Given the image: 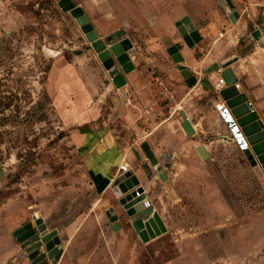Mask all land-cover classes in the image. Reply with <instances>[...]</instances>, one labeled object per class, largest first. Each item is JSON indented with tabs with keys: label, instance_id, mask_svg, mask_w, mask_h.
Wrapping results in <instances>:
<instances>
[{
	"label": "rangeland",
	"instance_id": "1",
	"mask_svg": "<svg viewBox=\"0 0 264 264\" xmlns=\"http://www.w3.org/2000/svg\"><path fill=\"white\" fill-rule=\"evenodd\" d=\"M72 1L102 38L124 32L135 69L117 88L60 0H0V264H29L14 232L36 218L60 233L58 264H264V171L227 141L214 87L188 86L168 51L190 50L199 82L233 61L263 102L264 0H232L237 23L225 0ZM186 16L203 35L194 46L173 24ZM166 23L173 38L161 35ZM107 132L164 222L160 235L153 223L154 237L136 229L112 189L115 169L109 188L95 187L87 160Z\"/></svg>",
	"mask_w": 264,
	"mask_h": 264
},
{
	"label": "water",
	"instance_id": "2",
	"mask_svg": "<svg viewBox=\"0 0 264 264\" xmlns=\"http://www.w3.org/2000/svg\"><path fill=\"white\" fill-rule=\"evenodd\" d=\"M225 1L230 8L234 10L232 0ZM59 5L64 11H70L77 19L93 49L98 52L99 58L107 68L115 86L117 88L125 86L128 83L125 74L134 70L135 65L129 54V51L132 49V43L130 40L125 39L117 41V38L124 35V32H116L110 37L104 39L100 36L82 6H76L72 0H60ZM230 13L231 18L234 21H236V18L240 17V14L235 10ZM183 23L188 25H181L179 31L186 43L189 46H194L196 42H199L202 39V37L188 18ZM257 36L260 38V32H257ZM168 51L174 62L179 64V70L188 86L194 87L198 83V76H196L188 66L183 65L185 58L180 52L178 46H173ZM232 64L233 61L221 64V68L223 69L222 76L226 79L228 84V87L221 92V96L232 107L240 109V107L244 106L245 109L243 111L241 110V114L239 113L241 115L240 123L244 127L251 144L250 148L244 150V154L253 167L260 166L264 171V124L261 121L259 113L253 109V107H250L246 94L236 88L235 83L238 81V77L236 76L235 71L231 68ZM219 68L220 64L214 63L206 72H214ZM235 112L238 115L236 110ZM183 116L187 118L185 112H183ZM183 126L189 135L196 133L194 127L188 122L183 123ZM142 147L152 164L158 165L159 160L155 156L150 145L145 143ZM158 169L160 170L161 178L166 180L168 178L166 172H164L161 167ZM2 175L3 171L0 164V177ZM140 185V178L136 172L134 170H129L116 177L112 184V189L120 199V203L125 208L126 212L131 216V220L136 229L144 232L147 230L146 228H148L151 236L154 237L155 235L152 233L149 226L150 223L154 224L157 228H155L156 233L159 235L162 231H166V227L160 215L153 207H143L142 200L144 199V196H137L136 190ZM108 215L114 222V230L121 229L122 226L118 222V215L114 208H111ZM156 221L159 226H156ZM35 222V225L33 224V221L25 223L14 232V236L17 238V241L25 247L24 252L32 264H58L64 253V246L58 229L53 228L49 230V227L43 218H36Z\"/></svg>",
	"mask_w": 264,
	"mask_h": 264
},
{
	"label": "crops",
	"instance_id": "3",
	"mask_svg": "<svg viewBox=\"0 0 264 264\" xmlns=\"http://www.w3.org/2000/svg\"><path fill=\"white\" fill-rule=\"evenodd\" d=\"M162 7L161 6H158V10L159 11H161L162 9H161ZM231 14V13H230ZM189 19L190 20V22L191 23H193L192 21H191V19H190V17L189 16H186V17H184V18H182L181 20H176V21H174L173 22V24L175 23V26L176 27H178V29H179V27L181 26V25H183L184 23V21L186 20V19ZM230 18H231V15H230ZM232 19V18H231ZM238 20H239V17L238 18H236V21H234L233 19H232V21L234 22V23H237L238 22ZM168 22H170V21H168ZM240 22V21H239ZM165 25V24H164ZM166 28H165V30H163L162 29V31H164V33H161V35L162 36H164V35H169L171 38H173V35H174V33H173V30L172 29H170V25L168 24V23H166ZM170 32V33H169ZM199 33H201L200 31H199ZM201 35V37H202V39H203V35L202 34H200ZM201 39V40H202ZM200 40V41H201ZM178 41H180V40H178ZM174 46H177V45H174ZM171 47H173V46H171ZM170 47V48H171ZM169 48V49H170ZM168 49V50H169ZM180 50V52L183 54V56H184V58H185V60H187L186 61V63H187V65L186 64H183V65H186V66H191V68L193 69L192 71L193 72H198V64H196V63H194L192 60H191V57H189V54H190V50H187V48L185 47V48H182V49H179ZM185 62V61H184ZM183 62V63H184ZM200 65V64H199ZM179 67V66H178ZM190 68V67H189ZM195 74V73H194ZM216 81H217V74L216 73H214L213 75H210L208 78H207V80L206 81H204L203 82V78L201 79V82H199V78H198V85L199 86H201V88L204 90L205 89V87H209V86H213L214 87V84L216 83ZM208 83V84H207ZM196 84V85H197ZM195 85V86H196ZM207 85V86H206ZM243 88H244V90L243 91H241V92H245L248 96H249V98L250 99H252L253 100V102H254V105L256 106V111L259 113V115H260V118H261V121H262V123L264 124V101L262 102H255L254 101V98H252V96H250V94L248 93V91H247V89H245V86L243 85ZM210 90H211V88H210ZM212 91V90H211ZM215 103H217V102H219L220 100H221V98L219 97V96H215ZM243 108V109H242ZM245 108H244V106L243 107H240V109L238 108H235V110L237 111V113H238V115L239 116H241L240 114H241V110L243 111ZM182 111V110H181ZM216 112H217V110H216ZM181 113V112H180ZM240 113V114H239ZM217 114H218V112H217ZM219 116V115H218ZM188 117H189V115L187 114V118H185L184 116H183V120L182 121H185V120H189L188 119ZM219 119H220V117H219ZM222 122V121H221ZM182 124V123H181ZM183 127V126H182ZM226 127V126H225ZM185 132H186V130H185ZM196 132V131H195ZM187 133V132H186ZM188 134V133H187ZM226 134H227V130H226ZM226 134H225V136H226ZM189 135V134H188ZM193 135H195V134H193ZM190 136H192V135H190ZM88 139V138H87ZM84 146H85V143H84ZM100 146V153L97 155L98 157L96 158L94 155H92V157H90V159H88L87 161H88V164H89V171L91 170L92 171V173H93V175H94V185H95V187L97 188V189H100V188H102L104 191L107 189V188H109L110 187V183H111V179L112 178H114L115 176H114V173H113V169H115L116 171V173L117 172H119L120 174L122 173V171H119V169H120V166L122 165V157H124V156H122V154H117V151L120 153H122L123 151L120 149V150H118V148L117 147H115V137H114V135L113 134H111V133H104V139H103V143L102 144H100L99 145ZM115 151V153H111V152H114ZM176 153H174V155H175ZM120 162H122V163H120ZM169 165L167 164V167H168ZM129 169H130V167H129ZM138 175V174H137ZM119 176V175H118ZM114 179H116V177L114 178ZM153 208H154V206H153ZM155 209V208H154ZM156 211V210H155Z\"/></svg>",
	"mask_w": 264,
	"mask_h": 264
},
{
	"label": "built area",
	"instance_id": "4",
	"mask_svg": "<svg viewBox=\"0 0 264 264\" xmlns=\"http://www.w3.org/2000/svg\"><path fill=\"white\" fill-rule=\"evenodd\" d=\"M222 72L223 69L221 67L217 70V72H215L217 74V81L214 84L215 95L221 98V100L218 103H216L215 108L218 112L220 120L226 126L227 134L225 137L227 141L230 144L236 146L238 150H240L241 152H244L245 149L251 147V144L249 142V137L244 130V127L240 123V116H238L235 112V107L230 106L228 102L224 100L221 96V92L228 87L226 79L222 76ZM238 81L235 83V86L237 89H241L240 83ZM121 167H123L120 168V171H122V173L129 171L127 166H121ZM136 190H137V196H144V199L142 200L143 207L144 208L153 207V204L147 197V194L143 189L142 185L137 187Z\"/></svg>",
	"mask_w": 264,
	"mask_h": 264
},
{
	"label": "bare ground",
	"instance_id": "5",
	"mask_svg": "<svg viewBox=\"0 0 264 264\" xmlns=\"http://www.w3.org/2000/svg\"><path fill=\"white\" fill-rule=\"evenodd\" d=\"M240 83V86H241V89H239L240 91H243L244 90V88H243V85H242V83L241 82H239ZM243 93H245V92H243ZM247 96V95H246ZM247 98H248V96H247ZM248 101H249V103H250V105H251V107H253L255 110H256V108H255V106H254V103L248 98ZM218 103V102H217ZM216 105V104H215ZM243 109V108H242ZM121 166H126V165H121ZM120 166V168H123V167H121ZM143 187V186H142ZM143 189H144V187H143Z\"/></svg>",
	"mask_w": 264,
	"mask_h": 264
},
{
	"label": "flooded vegetation",
	"instance_id": "6",
	"mask_svg": "<svg viewBox=\"0 0 264 264\" xmlns=\"http://www.w3.org/2000/svg\"><path fill=\"white\" fill-rule=\"evenodd\" d=\"M21 250H22L21 254H18V255L23 260L24 258H27V255L24 252L25 247H23L22 245H21ZM29 264H32V263L29 261Z\"/></svg>",
	"mask_w": 264,
	"mask_h": 264
}]
</instances>
